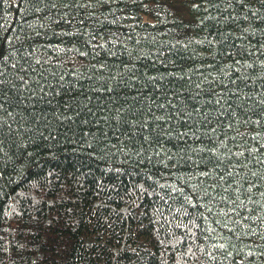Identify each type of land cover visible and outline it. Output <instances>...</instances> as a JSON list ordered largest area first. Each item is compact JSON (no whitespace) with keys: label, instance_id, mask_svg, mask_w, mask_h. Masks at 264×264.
<instances>
[{"label":"trees","instance_id":"trees-1","mask_svg":"<svg viewBox=\"0 0 264 264\" xmlns=\"http://www.w3.org/2000/svg\"><path fill=\"white\" fill-rule=\"evenodd\" d=\"M0 264H264V0H0Z\"/></svg>","mask_w":264,"mask_h":264}]
</instances>
